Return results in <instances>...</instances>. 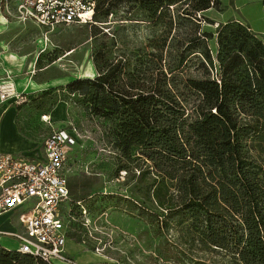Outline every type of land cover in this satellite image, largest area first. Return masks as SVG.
Returning <instances> with one entry per match:
<instances>
[{"label": "trees", "instance_id": "obj_1", "mask_svg": "<svg viewBox=\"0 0 264 264\" xmlns=\"http://www.w3.org/2000/svg\"><path fill=\"white\" fill-rule=\"evenodd\" d=\"M218 3L93 0L84 23L122 7L120 19L157 31L140 56L111 61L106 45L93 56L96 74L66 86L115 126L122 157L139 147L155 175L149 194L185 221L181 236L225 251L229 264H264V39L229 18L216 24L211 49L200 12ZM0 264L48 263L0 245Z\"/></svg>", "mask_w": 264, "mask_h": 264}, {"label": "rangeland", "instance_id": "obj_2", "mask_svg": "<svg viewBox=\"0 0 264 264\" xmlns=\"http://www.w3.org/2000/svg\"><path fill=\"white\" fill-rule=\"evenodd\" d=\"M261 1L219 0L200 12L201 30L212 34L207 39L209 47H215L216 24L229 18L246 23L264 39ZM13 2L8 0L10 6ZM125 16L122 7H117L116 12L98 18L102 20L94 24L56 25L44 32V37L43 28L10 16L0 26L3 49L24 55L27 60L34 58L29 74L47 82L44 90L29 96L28 103L39 118V112L47 115L44 125L37 128L45 135L51 127H60L75 139L68 150L67 185L69 196L79 199L86 208L88 222L82 225L70 221L64 251L72 256L73 264H229L225 251L181 236L185 221L179 220L177 213L166 212L149 194L147 185L155 175L146 172L147 163L139 147H132L129 159L122 157L119 147L114 146L118 143L115 126L100 117L77 90L66 86L73 78L96 74L93 56L106 45H110L111 61L119 53L142 55L147 39L157 30L140 19L119 18ZM88 65L92 73L87 72ZM117 84L124 87L120 80ZM55 108L59 113L52 115ZM69 206L80 219L70 199L61 203L62 212Z\"/></svg>", "mask_w": 264, "mask_h": 264}, {"label": "built area", "instance_id": "obj_3", "mask_svg": "<svg viewBox=\"0 0 264 264\" xmlns=\"http://www.w3.org/2000/svg\"><path fill=\"white\" fill-rule=\"evenodd\" d=\"M93 5V0H14L10 6L8 0H0L4 17L43 28V37L56 25L90 21ZM7 96L17 100L22 94L4 80L0 82V99ZM40 118L47 117L42 113ZM74 142L66 129L51 127L38 154L30 157L0 150V213L16 210L21 223L19 230L7 234L16 240L15 249L48 264L72 263L64 251L70 221L82 225L88 222L86 208L79 199L69 196L67 185L68 150ZM67 199L77 206L80 219L72 214L70 206L62 212L61 203Z\"/></svg>", "mask_w": 264, "mask_h": 264}, {"label": "crops", "instance_id": "obj_4", "mask_svg": "<svg viewBox=\"0 0 264 264\" xmlns=\"http://www.w3.org/2000/svg\"><path fill=\"white\" fill-rule=\"evenodd\" d=\"M4 23L5 17L0 9V26ZM3 48L2 43L0 44V82L5 80L15 92L21 93L22 97L17 100L13 96L0 99V150L20 152L31 157L40 152L42 140L47 133L43 135L37 128V125H44V122L29 105V96L32 92L45 88L47 82L36 80L29 74V67L34 58L27 60L24 55L19 56ZM20 73L22 76H19ZM57 112L59 113V109L55 108L52 115ZM45 116L47 117L46 114ZM16 212V210H10L0 213V245L6 248H15L17 245L16 240L7 234L21 228ZM69 256L72 259V256Z\"/></svg>", "mask_w": 264, "mask_h": 264}, {"label": "bare ground", "instance_id": "obj_5", "mask_svg": "<svg viewBox=\"0 0 264 264\" xmlns=\"http://www.w3.org/2000/svg\"><path fill=\"white\" fill-rule=\"evenodd\" d=\"M87 72L88 73H92L93 72V69H92V67L90 65H88V67H87Z\"/></svg>", "mask_w": 264, "mask_h": 264}]
</instances>
